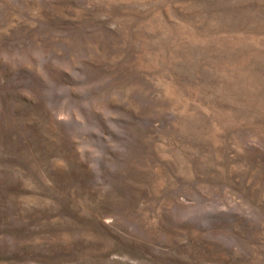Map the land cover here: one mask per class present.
I'll return each mask as SVG.
<instances>
[{
	"label": "rangeland",
	"instance_id": "obj_1",
	"mask_svg": "<svg viewBox=\"0 0 264 264\" xmlns=\"http://www.w3.org/2000/svg\"><path fill=\"white\" fill-rule=\"evenodd\" d=\"M0 264H264V0H0Z\"/></svg>",
	"mask_w": 264,
	"mask_h": 264
}]
</instances>
